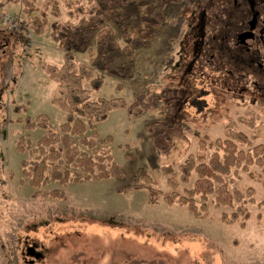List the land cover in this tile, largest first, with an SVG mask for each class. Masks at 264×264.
I'll return each instance as SVG.
<instances>
[{
    "label": "rangeland",
    "instance_id": "374dc122",
    "mask_svg": "<svg viewBox=\"0 0 264 264\" xmlns=\"http://www.w3.org/2000/svg\"><path fill=\"white\" fill-rule=\"evenodd\" d=\"M207 1L167 5L162 33L151 46L137 50L132 77H119L117 63L99 71L104 85L93 92V100L116 99L128 106L118 109L115 103L116 109L96 130L99 140L113 137L109 148L125 178L71 185L67 198L56 201L36 198V190L22 183L21 163L28 156L17 151L16 142L22 136L35 142L45 135L41 129H24L28 117L47 115L55 128L65 122L61 105L68 88L53 81L48 68L62 65L65 53L48 27L37 34L23 23L22 4L0 0V30H7L11 41L0 62V264H264V209L257 205L248 206L252 216L242 228L221 221L224 213H233L229 208L212 207L207 219H195L185 208L149 205L144 192H117L140 168L156 175L160 188L168 191L165 170L198 153L201 138L225 139L234 130L255 145L264 144L262 103L214 84L216 76L184 74L181 40L191 33L192 16ZM5 15L11 19L7 24ZM75 56L77 64L88 63L85 53ZM251 170L256 178L264 177L263 168ZM235 186L253 188L257 202L264 200V185L246 173ZM34 252L39 255L34 257Z\"/></svg>",
    "mask_w": 264,
    "mask_h": 264
},
{
    "label": "trees",
    "instance_id": "16d2710c",
    "mask_svg": "<svg viewBox=\"0 0 264 264\" xmlns=\"http://www.w3.org/2000/svg\"><path fill=\"white\" fill-rule=\"evenodd\" d=\"M181 1L6 0L9 4H22L26 17L23 23L37 34L48 27L50 37L58 41L59 49L65 53L62 65H48L51 79L68 88L61 105L65 122L55 128L47 115L28 117L24 129H41L45 135L35 142L24 136L16 142L17 151L28 156L21 163L22 183L25 180L36 190V198L62 201L71 185L125 178L124 168L109 148L113 137L99 140L96 130L116 109L115 103L118 109L126 110L128 106L116 99L93 100V92H99L104 85L99 71L117 63L115 72L119 77H132L137 50L154 43L166 23L167 5ZM131 7H136L135 12L125 15L124 10ZM63 8L67 19H63ZM77 53H85L89 65L77 64ZM57 74L63 78L56 80ZM89 131H93L91 136ZM126 157L133 162L132 155ZM252 167L263 168L264 172V144L255 145L244 132L231 130L225 139H199L198 153L178 168L165 170L168 191L160 188L156 175L140 168L130 183L117 192H144L149 205L163 202L185 208L195 219H207L212 207L229 208L233 213H224L221 221L246 228L252 216L248 206L264 209V200L257 202L253 188L241 190L235 186L243 173L264 185V177L256 178ZM52 185L57 187L43 191Z\"/></svg>",
    "mask_w": 264,
    "mask_h": 264
},
{
    "label": "flooded vegetation",
    "instance_id": "af4514ba",
    "mask_svg": "<svg viewBox=\"0 0 264 264\" xmlns=\"http://www.w3.org/2000/svg\"><path fill=\"white\" fill-rule=\"evenodd\" d=\"M215 2L208 0L207 9L192 16L191 33L181 40L184 74L216 76L214 84L247 93L253 104L264 105V0H219L214 7ZM6 31L0 30V62L11 45Z\"/></svg>",
    "mask_w": 264,
    "mask_h": 264
},
{
    "label": "built area",
    "instance_id": "2783aa9c",
    "mask_svg": "<svg viewBox=\"0 0 264 264\" xmlns=\"http://www.w3.org/2000/svg\"><path fill=\"white\" fill-rule=\"evenodd\" d=\"M3 19H4L5 24H7V23H9L11 21L9 15H5Z\"/></svg>",
    "mask_w": 264,
    "mask_h": 264
},
{
    "label": "water",
    "instance_id": "95a60500",
    "mask_svg": "<svg viewBox=\"0 0 264 264\" xmlns=\"http://www.w3.org/2000/svg\"><path fill=\"white\" fill-rule=\"evenodd\" d=\"M30 252H32V251L30 250Z\"/></svg>",
    "mask_w": 264,
    "mask_h": 264
}]
</instances>
